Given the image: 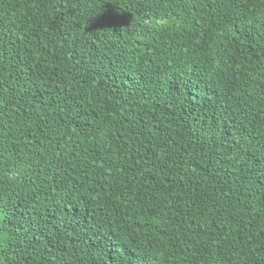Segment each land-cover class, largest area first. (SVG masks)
Returning a JSON list of instances; mask_svg holds the SVG:
<instances>
[{
    "label": "trees",
    "instance_id": "16d2710c",
    "mask_svg": "<svg viewBox=\"0 0 264 264\" xmlns=\"http://www.w3.org/2000/svg\"><path fill=\"white\" fill-rule=\"evenodd\" d=\"M55 11L0 0L6 264H264V0Z\"/></svg>",
    "mask_w": 264,
    "mask_h": 264
},
{
    "label": "snow or ice",
    "instance_id": "6c2138e0",
    "mask_svg": "<svg viewBox=\"0 0 264 264\" xmlns=\"http://www.w3.org/2000/svg\"><path fill=\"white\" fill-rule=\"evenodd\" d=\"M80 0H49V4L53 7L54 11L57 6L59 7V11H55V15L49 20V27L52 28L53 31L56 30L57 21L63 24L66 23L70 17L75 16ZM225 5H234V0H222ZM241 3H247L248 0H239ZM262 26H264V19L261 20ZM71 29L74 34L77 29H80V23L76 22L71 26ZM211 102V101H209ZM0 105H2V101H0ZM2 136H0V140H2ZM63 209V212L66 213L68 210L63 205H60L55 209L57 213H60ZM5 219L3 210H0V222H3ZM68 224L65 225L64 233L66 236L71 237L75 235L77 237L78 242H84V240L92 241L93 237L97 239H102L100 234V228L97 226L96 221L92 220L91 216L82 218L81 221H77L73 218H67ZM89 220H92L89 223ZM60 224H64V219H61ZM84 225L87 226V235L84 234ZM111 225H109V228ZM95 229V230H93ZM9 240V236L7 232L0 230V264H6L9 257L5 253V249L8 247L7 241ZM116 245H114L115 247ZM88 247H95L94 243H89ZM103 250V249H101ZM118 255L122 258V264H132L133 258L130 255H127L124 252H119ZM14 259V255H13ZM136 260H142L143 264H150V258L146 254H140L136 258Z\"/></svg>",
    "mask_w": 264,
    "mask_h": 264
}]
</instances>
